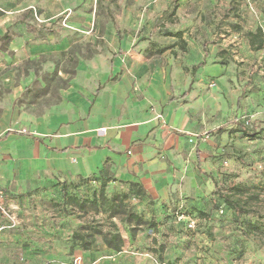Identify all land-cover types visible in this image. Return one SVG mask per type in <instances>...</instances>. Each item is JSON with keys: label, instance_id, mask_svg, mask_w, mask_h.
I'll return each mask as SVG.
<instances>
[{"label": "rangeland", "instance_id": "rangeland-1", "mask_svg": "<svg viewBox=\"0 0 264 264\" xmlns=\"http://www.w3.org/2000/svg\"><path fill=\"white\" fill-rule=\"evenodd\" d=\"M25 1L53 16L59 32H73L75 43L71 53L26 63L35 78L16 101L21 110L33 117L66 113L73 103L65 91L90 75L80 69L108 66L104 57L122 45L126 62L135 66L138 99L154 75L166 86L183 87L204 61L192 91L202 123L191 132L171 131L179 146L158 153L180 167L168 199L140 197L110 171V160L103 174L67 184L65 194L60 180L24 185L0 176V264H40L24 258L38 247L19 238L31 227L68 225L73 215L86 227V264H264V47L254 50L250 37L258 28L264 37V0ZM71 20L74 25L65 23ZM85 86L91 87L89 81ZM9 93L0 84V114ZM150 104L149 113L166 126L164 112ZM19 132L36 133L27 127ZM216 185L245 212L213 195ZM71 196L86 201L85 207ZM128 210L140 220L128 217ZM114 234L123 238L120 251L105 245V236ZM68 264L77 263L73 258Z\"/></svg>", "mask_w": 264, "mask_h": 264}, {"label": "crops", "instance_id": "crops-1", "mask_svg": "<svg viewBox=\"0 0 264 264\" xmlns=\"http://www.w3.org/2000/svg\"><path fill=\"white\" fill-rule=\"evenodd\" d=\"M23 1L0 0V84L10 91L0 114V155L7 161L0 167L1 178L24 185L60 180L63 192L64 185L67 188V184L99 177L110 160V171L117 178L141 183L153 199H168L170 190L175 189V169L180 167L162 160L158 153L168 152L171 144L179 146L171 131L191 132L196 124L201 127L202 120L196 121L198 109L192 94L196 74L183 87L174 83L166 86L161 76L154 75L138 99L131 78L135 66L126 62L128 52L121 45V49L109 51L104 57L105 61L109 58L108 66L104 63L102 67L80 69V73L90 75L83 76V82L74 80L70 90L65 91L73 103L66 113L51 111L33 117L16 104L35 78L26 63L71 53L75 42L73 32H59L57 23H50L53 16L46 17L49 13L42 6ZM65 23L74 25L72 20ZM88 81L91 87L86 89ZM148 101L155 110L164 112L166 126L149 113ZM24 127L36 133H20ZM164 137L167 141L162 144ZM202 159L197 143L199 169ZM69 219L68 225L25 230L20 241L38 247L24 256L26 261L34 257L40 264H68L69 259L80 257L86 264V227L74 215Z\"/></svg>", "mask_w": 264, "mask_h": 264}, {"label": "trees", "instance_id": "trees-1", "mask_svg": "<svg viewBox=\"0 0 264 264\" xmlns=\"http://www.w3.org/2000/svg\"><path fill=\"white\" fill-rule=\"evenodd\" d=\"M177 36H181V33L178 32L176 34ZM250 37H251V45L252 48L254 50H260L264 47V37H263V31L261 28L257 29V32L255 33H250ZM258 39V40H257ZM161 52L164 51V49L160 50ZM204 65V61L198 63L197 65H195L192 69V74L195 76L197 70L202 67ZM242 97L240 96L238 98V105L241 101ZM239 129L241 131H243L244 133H248L247 129L240 125ZM199 153L200 150L197 147V158H198V164H200V157H199ZM130 186L132 187V189L136 190V193L139 194L140 197L145 198L148 197L149 195L147 194L146 189L144 188V186L141 183H137V182H131ZM67 188L64 185L63 188V192L64 194L66 193ZM218 194L230 207H232L238 214L245 212V209L239 204V202L237 200H234L229 194H225L222 193L219 188L217 187V185L215 186V190L213 192V195ZM70 200L72 202H75L77 204H79L80 208H84L86 205V201H82L80 202L76 197L71 196ZM97 199L94 198L92 201H90L92 204H96ZM216 200L213 201V205H216ZM212 213V212H211ZM128 217H135L138 221L140 220V218L138 216H135L133 214V212H131V210L127 211ZM92 236V234L90 235ZM106 245L111 248L112 250L115 251H120L122 249V243H123V238L121 235L119 234H114L113 236H105L104 238ZM84 248H88V242L86 241V245H84Z\"/></svg>", "mask_w": 264, "mask_h": 264}, {"label": "built area", "instance_id": "built-area-1", "mask_svg": "<svg viewBox=\"0 0 264 264\" xmlns=\"http://www.w3.org/2000/svg\"><path fill=\"white\" fill-rule=\"evenodd\" d=\"M39 21H41L38 17H36ZM75 262L77 263V264H79L80 262H81V258L79 257V258H77V259H75Z\"/></svg>", "mask_w": 264, "mask_h": 264}]
</instances>
